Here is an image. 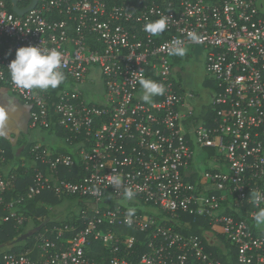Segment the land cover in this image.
<instances>
[{"label":"built area","instance_id":"built-area-1","mask_svg":"<svg viewBox=\"0 0 264 264\" xmlns=\"http://www.w3.org/2000/svg\"><path fill=\"white\" fill-rule=\"evenodd\" d=\"M16 1L20 10L33 3ZM14 7L0 0V87L28 108L30 127L61 129L74 153L31 144L13 165L0 145V227H23L21 210L44 194L83 204L73 224L33 230L31 247L0 251V264H224L207 244L235 264H264V226L253 218L264 207L253 202V193L264 195V0H38L22 15ZM161 16H169L162 34L144 31ZM175 40L208 51L213 92L200 111L198 96L173 81L177 56L167 49ZM29 45L63 53L57 94L11 81L7 67ZM141 77L162 83L164 94L143 102ZM113 170L122 179L115 188ZM23 175L28 190L7 200ZM150 210L210 229L203 238L183 234Z\"/></svg>","mask_w":264,"mask_h":264},{"label":"clouds","instance_id":"clouds-1","mask_svg":"<svg viewBox=\"0 0 264 264\" xmlns=\"http://www.w3.org/2000/svg\"><path fill=\"white\" fill-rule=\"evenodd\" d=\"M169 16H161L156 20H149L144 25V31L152 36H159L168 27ZM189 37L196 40L197 37L189 34ZM170 55L184 56L186 49L183 42L175 40L167 49ZM11 81L20 89H55L65 80L63 71V53L55 48L49 49L42 45L39 46H21L15 51V58L11 60L7 67ZM141 88L140 99L145 103H150L152 98L162 95L165 92V86L157 81L141 77L138 81ZM9 110H14V103L10 101ZM6 120V112L0 109V125ZM122 183V179L118 173L113 170L111 174L110 184L112 187H118ZM124 196L128 200H132L135 196L134 191L128 188L124 192ZM264 200V195L259 191L253 193V202L259 204ZM135 214L134 208L127 210L125 222L129 225L132 223V216ZM254 221L259 226H264V207H259L254 213Z\"/></svg>","mask_w":264,"mask_h":264},{"label":"trees","instance_id":"trees-1","mask_svg":"<svg viewBox=\"0 0 264 264\" xmlns=\"http://www.w3.org/2000/svg\"><path fill=\"white\" fill-rule=\"evenodd\" d=\"M61 89V86L59 85L55 89L49 88V92L51 94H57L59 90ZM64 132L59 128L52 129V132ZM25 144V141H22L20 146ZM8 144L5 143L4 148L8 154V157H12L14 161L18 164L17 158L15 155H12L10 149L8 148ZM30 144L26 147L23 155L21 156L20 161H22V158L27 155V151L30 148ZM211 153V151L209 152ZM207 165V168L209 166L208 163H205ZM62 177L64 178H70L71 175L68 174L65 170L62 172ZM31 176L30 175H23L21 179H19V183L17 187L11 191L8 195L7 200H10L12 196L15 194H22L25 193L29 186L31 185ZM71 202H74L75 205L71 204ZM65 204L66 209L63 210V212H59L60 215H64L65 218L59 219V217H56L57 208H59L61 205ZM71 204V205H68ZM83 201L81 199L72 198L68 199L66 201H60L55 196L51 194H44L43 196L38 197L36 200L30 202L27 204L25 208L21 210L22 214L29 219V221L23 226V227H17L14 222H9L4 224L0 227V247L4 246L8 243H12L15 240L19 239L23 235L33 231L37 230L39 228H45V227H54L56 225H62V224H73L78 218L80 214V210L82 208ZM75 208V210H73ZM150 209V207H148ZM72 209V210H71ZM56 210V211H55ZM152 216H154L160 224H165L169 227H173L175 230H177L180 233L183 234H195L200 237H204L205 232L209 230V226L205 221L201 220H195L191 216H183V220L187 222V225H180L179 223L173 222L169 220V218L161 214L157 210H150L148 211ZM55 217V218H54ZM29 224H33V228L31 230L28 229L27 226ZM125 233H131L135 235L139 241L142 244H145L148 240L147 234L143 233H134V231H131V229H125ZM33 237L29 238L28 240L17 243L13 246H10V249L8 251L9 253H15L23 251L29 247L32 246ZM143 251V248L141 249ZM206 251L208 253H212L215 257L222 260L224 264H229V262H234L235 264V258L232 257L229 259L227 256L224 255V253L219 250L218 248L212 247L210 245H206Z\"/></svg>","mask_w":264,"mask_h":264},{"label":"rangeland","instance_id":"rangeland-1","mask_svg":"<svg viewBox=\"0 0 264 264\" xmlns=\"http://www.w3.org/2000/svg\"><path fill=\"white\" fill-rule=\"evenodd\" d=\"M207 53L208 51L202 46H192L186 48L184 56H177L173 61V81L177 87L186 91H192L198 96L194 105L197 111H200L202 106L210 103L213 92V81L207 75L205 66ZM89 91L91 90L89 89ZM97 99L102 101V97ZM10 101L14 103V110H9ZM0 109L6 112V120L0 125V145H2L3 138H6L4 142L9 145L12 155L16 154V148L22 141H25L27 144L38 143L48 145L47 139L48 141L49 139H56V134L49 130L30 127L28 108L6 87H0ZM11 160L14 163L13 165H17L12 157ZM197 163L200 165L202 171L207 169L203 154L198 156ZM71 204L75 205L74 202H71ZM66 208L65 204L57 208L58 213H56V217H59V219L65 218L66 216L60 215L59 212H63ZM33 226V224H29L27 227L31 230ZM9 249L10 247H5L0 251L4 252Z\"/></svg>","mask_w":264,"mask_h":264},{"label":"crops","instance_id":"crops-1","mask_svg":"<svg viewBox=\"0 0 264 264\" xmlns=\"http://www.w3.org/2000/svg\"><path fill=\"white\" fill-rule=\"evenodd\" d=\"M21 101V100H20ZM204 106H202V108H203ZM201 108V109H202ZM28 113H29V111H28ZM51 132H52V130H50ZM52 133H54V134H56L55 136H56V139L55 140H50L49 139V141H48V139H47V141L46 142H49V144L48 145H44V146H46V147H48L50 150H52L53 152H55V153H71V154H73L74 153V149H73V146H71L67 141H66V135H65V132H57V131H55V132H52ZM1 137V136H0ZM4 139H6V138H3V140H2V145L4 146L5 145V143L6 142H4ZM20 144H21V142L18 144V146H17V148H16V150L18 151L19 150V148L21 147L20 146ZM25 144H27V143H25ZM31 144H38V143H30V145ZM29 144H27V146H28ZM41 145H43V144H41ZM8 148L10 149V147L8 146ZM11 151V150H10ZM17 151H16V153H17ZM25 151V150H24ZM24 153V152H23ZM23 155V154H22ZM15 156H16V154H15ZM10 158V161H12L11 160V157H9ZM199 165V164H198Z\"/></svg>","mask_w":264,"mask_h":264},{"label":"water","instance_id":"water-1","mask_svg":"<svg viewBox=\"0 0 264 264\" xmlns=\"http://www.w3.org/2000/svg\"><path fill=\"white\" fill-rule=\"evenodd\" d=\"M12 1H13V3L15 4V7H14L15 12H17L18 14H21V15H22V14H25L26 12H28V11H30V10H32V9L37 5V2H38V0H33V3H32V5H31L29 8H27V9H25V10H20V9L18 8V6H17V1H16V0H12ZM26 147H27V144H23V145L19 148V150L17 151V153H16V158H17V161H18V162H20L21 156H22L24 150L26 149ZM34 234H35V231H31V232H29V233L23 235V236L20 237L19 239L15 240L14 242H12V243H8V244H6V245H4V246H1V247H0V250H1L2 248L10 247V246H13V245H15V244H17V243L24 242V241L28 240L29 238H31Z\"/></svg>","mask_w":264,"mask_h":264}]
</instances>
